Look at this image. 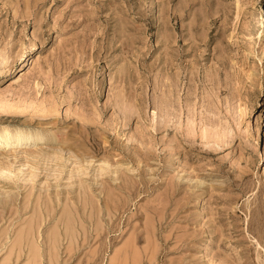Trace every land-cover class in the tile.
I'll list each match as a JSON object with an SVG mask.
<instances>
[{
	"label": "rangeland",
	"instance_id": "1",
	"mask_svg": "<svg viewBox=\"0 0 264 264\" xmlns=\"http://www.w3.org/2000/svg\"><path fill=\"white\" fill-rule=\"evenodd\" d=\"M6 131L0 264H264V0H0Z\"/></svg>",
	"mask_w": 264,
	"mask_h": 264
},
{
	"label": "bare ground",
	"instance_id": "2",
	"mask_svg": "<svg viewBox=\"0 0 264 264\" xmlns=\"http://www.w3.org/2000/svg\"><path fill=\"white\" fill-rule=\"evenodd\" d=\"M8 131H6V132H4V133H0V141H3L4 139H7V136H8ZM24 139H26V138H24ZM24 139H22V138H20V137H17V138H15V143H17V147L20 145V144H22L23 143V141H24ZM29 141V140H28ZM6 142V141H5ZM2 143V142H1ZM14 147V146H13ZM61 157V156H60ZM56 159V158H55ZM25 167V166H24ZM13 175V174H12ZM35 176V175H34ZM33 176V177H34ZM31 177V176H30ZM35 178V177H34ZM33 178V179H34ZM35 223V222H34ZM56 246V245H55ZM39 248H41V247H39ZM57 248V247H56ZM33 250V249H32ZM30 252H32V251H30ZM41 256V255H40ZM42 257H43V255H42ZM37 258V257H36ZM40 259V258H39ZM34 261H35V259H33Z\"/></svg>",
	"mask_w": 264,
	"mask_h": 264
}]
</instances>
